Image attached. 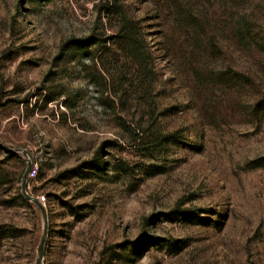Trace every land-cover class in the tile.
I'll return each instance as SVG.
<instances>
[{"label":"rangeland","instance_id":"obj_1","mask_svg":"<svg viewBox=\"0 0 264 264\" xmlns=\"http://www.w3.org/2000/svg\"><path fill=\"white\" fill-rule=\"evenodd\" d=\"M174 1L0 0V144L36 164L41 264H264V0H179L201 27ZM26 161L0 149V264L42 236Z\"/></svg>","mask_w":264,"mask_h":264},{"label":"trees","instance_id":"obj_2","mask_svg":"<svg viewBox=\"0 0 264 264\" xmlns=\"http://www.w3.org/2000/svg\"><path fill=\"white\" fill-rule=\"evenodd\" d=\"M174 7L177 9V12H175V17H176V20L179 24H185L188 22V20H193L194 22V25L198 26V27H201V21L198 20V17L197 15H194L193 12H197V11H193V10H190V9H187V6L186 4H183V3H179V0H175L174 1ZM198 13V12H197ZM199 14V13H198ZM236 20H235V25H236V30H237V33H238V37L240 38V41L246 39V30H247V25H249V22L247 21V19H244L245 17L243 15H239V16H236ZM130 19V18H129ZM129 21V20H128ZM122 28V27H121ZM120 28V31L124 30V28L121 29ZM248 32V31H247ZM120 40L123 42V43H131L130 42V39L126 36H120ZM77 41V40H75ZM81 41L79 42H74V44L78 43L77 45H81L83 43H80ZM209 45L211 46H215L216 45V42H215V36H209V39H208V42ZM126 44V45H127ZM128 54L130 55L131 58H134V57H137V59L141 60V57L142 56V59H144V56L143 54H133V53H130L128 52ZM238 75H242L241 73L237 72ZM19 198L21 200H23V202L25 204H29V202H26L24 199H22L20 196ZM154 242V240H153Z\"/></svg>","mask_w":264,"mask_h":264},{"label":"water","instance_id":"obj_3","mask_svg":"<svg viewBox=\"0 0 264 264\" xmlns=\"http://www.w3.org/2000/svg\"><path fill=\"white\" fill-rule=\"evenodd\" d=\"M0 149L7 151V152H20L27 159L26 169L23 172L22 177H21L20 192H21L22 197L25 200L34 203L38 207V209L40 210V213H41L42 236L40 238V242H39V245H38L37 250H36V258H35V262H34V264H41L42 259H43V254H44L45 239H46V235H47V214H46V210H45L43 204L40 203L37 200V198L30 196V194L27 192V177H28L29 171L31 170L33 162L30 160V158L27 155V152L24 149H13V148H10V147L2 145V144H0Z\"/></svg>","mask_w":264,"mask_h":264},{"label":"built area","instance_id":"obj_4","mask_svg":"<svg viewBox=\"0 0 264 264\" xmlns=\"http://www.w3.org/2000/svg\"><path fill=\"white\" fill-rule=\"evenodd\" d=\"M36 173H37L36 164L33 162V163H32V167H31V170H30L29 173H28V177H27V179L31 180V179L35 178ZM37 200H38L40 203H43V201H44V197L41 196L40 198H37Z\"/></svg>","mask_w":264,"mask_h":264}]
</instances>
